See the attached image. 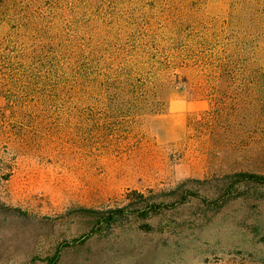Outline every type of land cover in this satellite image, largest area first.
Instances as JSON below:
<instances>
[{"label":"rangeland","instance_id":"obj_1","mask_svg":"<svg viewBox=\"0 0 264 264\" xmlns=\"http://www.w3.org/2000/svg\"><path fill=\"white\" fill-rule=\"evenodd\" d=\"M229 171L264 174V0H0V264H264Z\"/></svg>","mask_w":264,"mask_h":264},{"label":"trees","instance_id":"obj_2","mask_svg":"<svg viewBox=\"0 0 264 264\" xmlns=\"http://www.w3.org/2000/svg\"><path fill=\"white\" fill-rule=\"evenodd\" d=\"M223 82H230V80H223ZM131 88V89H130ZM131 90V94L134 93L135 95V88L129 87ZM134 95L132 100L134 99ZM145 95H147L145 93ZM143 98V97H142ZM154 99H151L149 95H147V98L143 100L141 105H143L145 108L149 109V111H158L159 106H162L163 103L157 102L154 104ZM157 106V108H156ZM161 108V107H160ZM223 177L221 178L222 187H223V195L227 197L237 198L241 197L245 194H250V183H256L259 186L264 187V174L262 173H255V172H249V171H229L226 172ZM243 187H245L247 190H244ZM264 189V188H263ZM257 189L254 188L251 193H257ZM131 195H133L136 198H143V194L134 190L131 192ZM132 204V202H131ZM114 212H121V211H114Z\"/></svg>","mask_w":264,"mask_h":264}]
</instances>
